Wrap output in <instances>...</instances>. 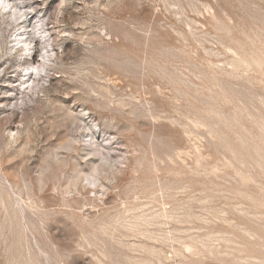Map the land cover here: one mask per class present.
Returning <instances> with one entry per match:
<instances>
[{
    "label": "rangeland",
    "instance_id": "obj_1",
    "mask_svg": "<svg viewBox=\"0 0 264 264\" xmlns=\"http://www.w3.org/2000/svg\"><path fill=\"white\" fill-rule=\"evenodd\" d=\"M19 3L0 264H264V0Z\"/></svg>",
    "mask_w": 264,
    "mask_h": 264
},
{
    "label": "bare ground",
    "instance_id": "obj_2",
    "mask_svg": "<svg viewBox=\"0 0 264 264\" xmlns=\"http://www.w3.org/2000/svg\"><path fill=\"white\" fill-rule=\"evenodd\" d=\"M23 1V0H22ZM24 3V2H23ZM23 7L22 5L19 3V0H0V16L3 15H8V17L11 18H16L21 14V13H25L22 12ZM25 15V14H24ZM25 23V22H24ZM35 28V27H34ZM36 29V28H35ZM27 40H31V43H38V40H35V37L33 36V29L31 30H27V27H24L22 32H20L18 38L20 40V44L21 43H26V39H24V41H22V38L24 37ZM18 40V39H17ZM16 42V41H15ZM25 45V44H23ZM31 45V44H30ZM22 47V46H21ZM20 47V48H21ZM34 47V46H33ZM40 47V46H39ZM24 48V46H23ZM47 48V47H46ZM26 49V47H25ZM23 51V50H22ZM26 51V50H25ZM40 52V51H39ZM35 52H31L29 56H32ZM38 55V54H37ZM36 56V55H35ZM32 61V60H31ZM38 60L34 61L31 65V67H33L32 65H34V68L29 72L28 76H29V81L30 79L34 78L35 76H40L41 74H43L45 72V65L46 64H40L38 65ZM28 79V78H27ZM22 87V86H21ZM8 97V96H7Z\"/></svg>",
    "mask_w": 264,
    "mask_h": 264
}]
</instances>
